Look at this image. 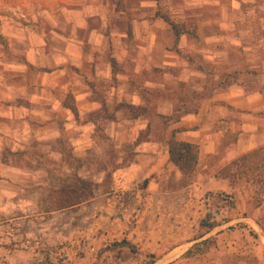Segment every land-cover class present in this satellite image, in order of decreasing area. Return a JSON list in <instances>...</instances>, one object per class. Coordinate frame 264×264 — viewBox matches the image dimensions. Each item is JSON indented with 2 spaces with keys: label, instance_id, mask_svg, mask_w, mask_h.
Listing matches in <instances>:
<instances>
[{
  "label": "crops",
  "instance_id": "1",
  "mask_svg": "<svg viewBox=\"0 0 264 264\" xmlns=\"http://www.w3.org/2000/svg\"><path fill=\"white\" fill-rule=\"evenodd\" d=\"M174 129L199 160L228 130L224 161L264 145V0H0V154L10 137L67 138L79 155L104 131L149 177L174 165Z\"/></svg>",
  "mask_w": 264,
  "mask_h": 264
},
{
  "label": "rangeland",
  "instance_id": "2",
  "mask_svg": "<svg viewBox=\"0 0 264 264\" xmlns=\"http://www.w3.org/2000/svg\"><path fill=\"white\" fill-rule=\"evenodd\" d=\"M237 135L214 137L220 150L198 160L191 180L165 160L149 177L134 176L125 169L131 147L119 158L104 131L79 155L67 138L9 137L0 154V264H150L179 245L188 249L169 264H264V201L256 206V187L223 160ZM80 179L89 186L70 206Z\"/></svg>",
  "mask_w": 264,
  "mask_h": 264
},
{
  "label": "trees",
  "instance_id": "3",
  "mask_svg": "<svg viewBox=\"0 0 264 264\" xmlns=\"http://www.w3.org/2000/svg\"><path fill=\"white\" fill-rule=\"evenodd\" d=\"M167 24L178 36L181 30L166 15H161ZM174 129L167 141L168 154L170 161L178 168L185 179L191 180L199 160V148L196 144L175 139ZM226 168L232 171L234 177L242 178L245 182L252 183L255 187L256 206L264 201V145L252 149L236 159L232 160ZM78 186H73L69 192L76 197V202L70 201L68 205L78 203L83 197V190L89 183L83 179L78 180ZM202 222V221H201ZM213 227L212 224L208 228ZM125 243V242H124Z\"/></svg>",
  "mask_w": 264,
  "mask_h": 264
},
{
  "label": "water",
  "instance_id": "4",
  "mask_svg": "<svg viewBox=\"0 0 264 264\" xmlns=\"http://www.w3.org/2000/svg\"><path fill=\"white\" fill-rule=\"evenodd\" d=\"M187 248L185 247L184 249H182L181 251H179L177 254L173 255L172 257L161 261V262H157V263H153V264H167L168 262L174 260L175 258H177L181 253H183Z\"/></svg>",
  "mask_w": 264,
  "mask_h": 264
}]
</instances>
